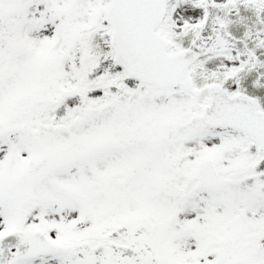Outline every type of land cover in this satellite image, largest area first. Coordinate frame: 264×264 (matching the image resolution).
I'll return each mask as SVG.
<instances>
[{
    "label": "snow or ice",
    "instance_id": "6c2138e0",
    "mask_svg": "<svg viewBox=\"0 0 264 264\" xmlns=\"http://www.w3.org/2000/svg\"><path fill=\"white\" fill-rule=\"evenodd\" d=\"M0 264H264V0H0Z\"/></svg>",
    "mask_w": 264,
    "mask_h": 264
}]
</instances>
